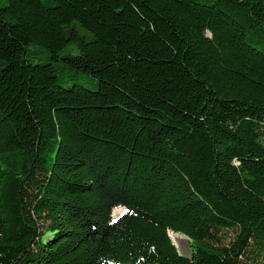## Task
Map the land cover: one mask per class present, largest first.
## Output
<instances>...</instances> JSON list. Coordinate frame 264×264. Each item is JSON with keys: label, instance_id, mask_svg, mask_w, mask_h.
Segmentation results:
<instances>
[{"label": "trees", "instance_id": "1", "mask_svg": "<svg viewBox=\"0 0 264 264\" xmlns=\"http://www.w3.org/2000/svg\"><path fill=\"white\" fill-rule=\"evenodd\" d=\"M0 264H264V0H0Z\"/></svg>", "mask_w": 264, "mask_h": 264}, {"label": "rangeland", "instance_id": "2", "mask_svg": "<svg viewBox=\"0 0 264 264\" xmlns=\"http://www.w3.org/2000/svg\"><path fill=\"white\" fill-rule=\"evenodd\" d=\"M120 214H121V212H117L116 214L111 215V219L113 220V219L118 218ZM175 235H176L175 237L170 238L171 242L174 244V246L176 247L178 252H180L181 254H185V255L188 254V252H189V241H188V239L182 235H179V234H175Z\"/></svg>", "mask_w": 264, "mask_h": 264}, {"label": "bare ground", "instance_id": "3", "mask_svg": "<svg viewBox=\"0 0 264 264\" xmlns=\"http://www.w3.org/2000/svg\"><path fill=\"white\" fill-rule=\"evenodd\" d=\"M117 212H122V209H116V210H113L111 215H114V214H116ZM114 217H115V216H114ZM114 217H113V218H114ZM168 235H169V238H173V237L176 236V235L173 234V233H169Z\"/></svg>", "mask_w": 264, "mask_h": 264}, {"label": "water", "instance_id": "4", "mask_svg": "<svg viewBox=\"0 0 264 264\" xmlns=\"http://www.w3.org/2000/svg\"><path fill=\"white\" fill-rule=\"evenodd\" d=\"M123 211H124V209H122V212H121V214L123 213ZM121 214H120V215H121ZM120 215H119V216H120ZM116 219H117V218H116ZM116 219H113V221H114V220H116Z\"/></svg>", "mask_w": 264, "mask_h": 264}]
</instances>
